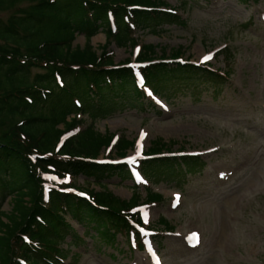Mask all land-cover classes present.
I'll return each instance as SVG.
<instances>
[{
	"label": "trees",
	"instance_id": "1",
	"mask_svg": "<svg viewBox=\"0 0 264 264\" xmlns=\"http://www.w3.org/2000/svg\"><path fill=\"white\" fill-rule=\"evenodd\" d=\"M0 11H9L0 16V189L12 195L10 212L0 211V264H65L59 242L73 231L67 215L93 222L109 244L118 233L130 241L132 232L135 247L142 249L130 222L141 218L131 210L163 196L147 186L144 198L134 191L124 199L106 188L101 178L128 170L97 162L100 153L112 146L122 157L134 142L122 136L113 142L115 135L96 130L95 121L109 103L141 94L136 69L149 85L173 71L195 72L212 83L214 77L228 78L230 64L213 70L209 63H181L183 47L157 56L151 43L142 44L136 57L142 65L128 66L129 59L114 63L112 43L133 48L138 30L159 33L166 24H185L178 8L165 0H0ZM98 31L105 42L94 47L90 38ZM77 34H83V46L73 45ZM220 51L226 61L233 55L227 45ZM84 113L87 118L80 116ZM170 148L163 139H152L145 152L156 156L142 163L144 171L165 172L164 167L200 160L199 155L160 156ZM67 174L92 178L99 189L66 182ZM80 189L88 197L76 192ZM157 223L173 229L164 216Z\"/></svg>",
	"mask_w": 264,
	"mask_h": 264
},
{
	"label": "rangeland",
	"instance_id": "2",
	"mask_svg": "<svg viewBox=\"0 0 264 264\" xmlns=\"http://www.w3.org/2000/svg\"><path fill=\"white\" fill-rule=\"evenodd\" d=\"M165 1L178 8L185 24H166L159 33L138 30V43L156 45L157 56L181 46L183 58L192 63L211 53L206 61L212 69L230 64L228 78L214 77L211 83L195 72L160 75L139 96L109 103L95 128L132 140L126 157L142 153L155 138L168 142L172 152L200 154L190 165L145 172L137 186L126 174L101 178L124 199L134 191L144 197L147 184L162 193L161 202L142 207L143 219L148 228L160 230L156 221L163 215L174 229H163L145 239V249L132 250L122 234L109 244L93 222L67 215L73 231L59 242L65 264H264V0ZM104 42L102 31L90 38L94 47ZM84 43L83 34H77L73 45ZM226 45L234 55L227 61L219 50ZM108 49L119 63L134 61L139 46L112 43ZM110 155L118 161L112 152L99 157ZM139 160L127 165L139 166ZM68 179L99 189L92 178ZM11 197L0 189V211L10 212Z\"/></svg>",
	"mask_w": 264,
	"mask_h": 264
},
{
	"label": "snow or ice",
	"instance_id": "3",
	"mask_svg": "<svg viewBox=\"0 0 264 264\" xmlns=\"http://www.w3.org/2000/svg\"><path fill=\"white\" fill-rule=\"evenodd\" d=\"M204 59L207 60V59H209V57H205ZM137 155H139V153H137ZM193 235H196V234L194 233Z\"/></svg>",
	"mask_w": 264,
	"mask_h": 264
}]
</instances>
